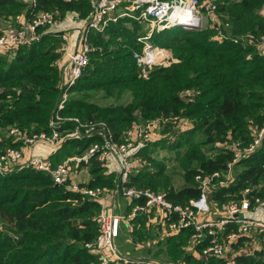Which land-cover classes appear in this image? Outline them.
<instances>
[{
	"label": "trees",
	"instance_id": "16d2710c",
	"mask_svg": "<svg viewBox=\"0 0 264 264\" xmlns=\"http://www.w3.org/2000/svg\"><path fill=\"white\" fill-rule=\"evenodd\" d=\"M215 1L220 11L230 14L234 35L264 34V19L259 15L264 0ZM40 12H59V21L70 14L86 20L92 8L88 0H40L36 9L20 0H0V20L9 26L16 25L22 16L31 21ZM128 23L123 19L111 23L104 34L92 33L95 50L63 116L85 123L103 122L116 140L135 124L159 118L189 120L193 129L186 139L170 142L178 132L167 123L159 131L164 139L138 148L135 156L141 163L129 183L164 191L168 200L185 205L200 196L196 176L225 172L234 154L229 145L250 144L254 130L263 126L264 56L255 46L218 43L210 30L172 29L155 34L153 42L170 49L177 63L156 68L149 79H142L134 54L141 50L136 39L143 29L136 22ZM38 34V41L0 53V151L21 147L9 136L12 128L29 135L51 133L50 119L62 98L58 65L63 56L62 40L60 34L49 32L45 26L38 27ZM98 94L117 103L103 106L92 102ZM74 127L66 122L63 129ZM197 135L201 137L196 139ZM95 142L97 137L67 138L51 160L58 164L82 157ZM218 144L225 146L221 148L224 153L209 156L204 148ZM158 145L177 151V156L185 149L184 183L179 188L167 174V166L153 156ZM82 167H88L91 176L83 187L110 189L118 181L117 173H107L94 156L81 162ZM246 189H254L250 197L264 198V140L236 165L234 181L227 188L217 189L211 200L222 209ZM99 210L98 202L83 199L80 193L56 185L50 175L30 167L21 166L0 176V264H100L99 257L85 247L99 235ZM147 221L146 216L132 221V239L134 244L151 243L148 255L156 247L153 259L165 253L174 264L228 263V258L201 260L190 252L192 228L163 235L161 228L156 231ZM248 242L249 238H243L233 244L235 263L264 264V251L240 253ZM207 245V241L200 242L194 249L201 253Z\"/></svg>",
	"mask_w": 264,
	"mask_h": 264
},
{
	"label": "built area",
	"instance_id": "2783aa9c",
	"mask_svg": "<svg viewBox=\"0 0 264 264\" xmlns=\"http://www.w3.org/2000/svg\"><path fill=\"white\" fill-rule=\"evenodd\" d=\"M36 9L40 0H20ZM71 2L72 0H66ZM92 13L85 21V26L77 33H58L62 40L63 56L58 62L61 81L59 88L62 98L53 112L49 128L51 133L29 135L19 128H12L9 136L20 148H7L0 151V176H5L21 166L30 167L51 176L58 186L78 192L82 198L98 202L100 210L97 215L99 235L85 247L99 257L100 264H126L137 262L121 256L115 246L119 238L121 226L133 230L132 221L140 216L149 219L148 224L156 230H162L163 235L175 234L192 228L194 233L189 241L188 250L195 251L200 242L208 243L201 253L194 255L201 260L211 257L228 258L233 251V244L243 238H249L253 246L254 238L262 236L258 249L264 251V198L250 197L254 189H246L241 196L229 201L220 211L218 218L213 214L211 195L219 188H227L234 181L236 165L244 158L253 154L261 147L264 140V124L254 130L253 140L243 146L240 142L229 145L234 153L233 159L225 172H215L208 175L198 174L195 178L199 184L200 196L188 204H175L167 199L161 191H152L129 186L131 175L140 166V159L135 156L138 148L154 140L155 135L167 123L173 126L180 121L178 118H159L147 123L133 125L119 140L113 136L110 128L103 122L85 123L78 118H65L63 112L72 96V90L82 78L90 61V54L95 49L91 45L92 33L104 34L111 23L128 19V25L133 22L142 26L143 33L137 36L141 50L134 54L142 79H149L154 69L169 67L177 63L172 51L153 42L155 34L172 29L180 30H210L213 39L218 43L231 41L243 48L255 46L264 56V34L256 36L252 33L234 35L233 26L229 20L222 19L221 12L215 0H88ZM259 14L264 18V5ZM59 12H40L31 21L18 22L0 30V53L13 50L21 45L31 44L40 39L39 26L57 24ZM74 21H80L78 15L72 16ZM198 26V28L194 27ZM66 122L74 124L73 130H64ZM71 137H97L82 157L69 158L54 164L50 157L31 155L25 156V150L33 151L38 147H47L55 155ZM221 145V144H219ZM107 170L112 171L114 159L118 162L116 171L118 181L113 188L83 187L74 178L76 172L88 167H82L90 157ZM128 200L121 215L120 200ZM121 212V210H120ZM249 213V214H248ZM231 231L229 232V228ZM247 254V252H240ZM253 253V252H252ZM145 264H164L155 259H144ZM141 261V260H140ZM227 264H236L234 258H228Z\"/></svg>",
	"mask_w": 264,
	"mask_h": 264
},
{
	"label": "rangeland",
	"instance_id": "374dc122",
	"mask_svg": "<svg viewBox=\"0 0 264 264\" xmlns=\"http://www.w3.org/2000/svg\"><path fill=\"white\" fill-rule=\"evenodd\" d=\"M220 12H221L222 19L230 21V19H231L230 14H225L222 11H220ZM72 16H74V14H72V15L70 14L67 17V20L71 21V19H72V21H74ZM58 23H60V22H58ZM58 23L57 24H47L45 27H47V30L49 32L59 31V29L61 27L57 26ZM8 26L9 25L7 24V22H5L4 20H0V30H6V28H8ZM65 30H67V29H65ZM69 30L75 31V29H69ZM172 64H174V63H172ZM92 102L98 103V104L103 105V106L112 105L114 103H117L115 100L105 99V97H103L102 94L96 95L95 98L92 100ZM174 127H175L174 130L178 133L175 137H173L171 139L170 142H177L180 138L186 139L188 132H190L193 129V124L189 120L182 119V120L178 121V124L174 125ZM163 135H166V133H163ZM193 137L194 136H192L191 138H193ZM200 137H201L200 135H197L196 139L200 138ZM162 139H164V137H162V135L159 134V132H158L155 135L152 143L153 142H159ZM221 148H225V146L219 145V144L218 145H209V146H206L204 149L206 150V153L209 154V156L210 155L214 156V155H216V153H224L221 150ZM176 153H177V151L170 150L169 148L166 147V145H163V146L158 145L156 147V151L153 153V156L156 158L158 163H163L165 166H167V174L172 178L174 185L179 188L184 183L183 173L185 171L182 168V161L184 159L183 153H185V149H181V155L180 156H177ZM111 170L112 171H115V170L118 171L119 170V165H118V162L116 161V159H114L113 168ZM88 174H89V169H88ZM75 175H76V177L74 179L76 181L83 180L82 182H84L85 181L84 179H86V172L82 173L79 170V172L78 173L76 172ZM79 177H80V179H78ZM90 180H91V177H90ZM260 188H261V186L259 187V189ZM161 192L163 193L164 191H161ZM119 203L122 207H125L128 204V200H126V199L120 200ZM212 206L217 210L219 209L218 204L214 201H212ZM117 212L121 215L124 214L123 212H120L119 209L117 210ZM2 228H3V224L0 221V229H2ZM261 239H262V236L254 238L253 246L250 245L249 243L245 244L244 247H242L241 252H247V254H252V252H254L256 249L260 248L259 244H261ZM147 244L148 243L140 244V245L133 244L132 234L129 231V229L126 228L125 225L121 226L120 236H119V238H117L115 240V246L118 250V253L121 256H125L131 260H133V259H145L146 257H150L153 259L154 258L153 256L158 252V249L156 247H153L151 249L152 250L151 255L148 256L147 249L149 246H146ZM235 255H236V253L231 251L227 257L231 259V258H234ZM155 260H160V261L165 262V263L174 264L173 262H171L172 260L170 261V258L167 257V255L165 253L159 254L158 257L155 258Z\"/></svg>",
	"mask_w": 264,
	"mask_h": 264
},
{
	"label": "crops",
	"instance_id": "0c3cea01",
	"mask_svg": "<svg viewBox=\"0 0 264 264\" xmlns=\"http://www.w3.org/2000/svg\"><path fill=\"white\" fill-rule=\"evenodd\" d=\"M72 15V14H71ZM73 18V17H72ZM69 19V18H68ZM26 21V18L24 17V16H22L21 18H19V21L18 22H25ZM85 21L86 20H80V21H72V19H71V21H69V20H67V18L64 20V21H62V22H60V23H58V25L57 26H60L61 28L59 29V31H55V32H53V33H63V32H68V31H70L71 33H75V32H77V33H79L81 30H82V28L85 26ZM65 29H67V30H65ZM69 29H75V31H71V30H69ZM65 30V31H64ZM31 153H32V155H38V156H43V157H50L51 158V156H55V155H52V152H51V150L50 149H48L47 147H38L37 149H35V150H33V151H29V150H25V156H26V158H29V156L31 155ZM86 172V179H84L85 181H84V183L86 184V183H88L89 181H90V174H88V168H85V169H83V171H82V173H85ZM114 173V172H113ZM115 173H117L116 172V170H115ZM78 179H80V177L78 178ZM82 181L83 180H78V182H80V183H82ZM121 200H124V199H121ZM212 209H213V214H211V216L212 217H214V218H218L219 217V213H220V211L219 210H217V209H215L214 207H212ZM121 212L124 210V207H122L121 206ZM216 210V211H215ZM148 218V217H147ZM149 219V218H148ZM147 222H149V220L147 221ZM148 226H154V225H149L148 224ZM154 228V230H156V228L155 227H153ZM128 229V228H127ZM130 232H131V234H132V231L133 230H129ZM157 231V230H156ZM133 244H134V242H133ZM135 245H140V244H135ZM146 246H151V243H148ZM148 247V248H149ZM143 248V247H142ZM148 250V249H147ZM195 251H193V253H194ZM149 256V255H148ZM150 257H146L145 259H149ZM134 261H140V260H143V259H133Z\"/></svg>",
	"mask_w": 264,
	"mask_h": 264
},
{
	"label": "water",
	"instance_id": "95a60500",
	"mask_svg": "<svg viewBox=\"0 0 264 264\" xmlns=\"http://www.w3.org/2000/svg\"><path fill=\"white\" fill-rule=\"evenodd\" d=\"M194 27L198 28V26H194Z\"/></svg>",
	"mask_w": 264,
	"mask_h": 264
}]
</instances>
